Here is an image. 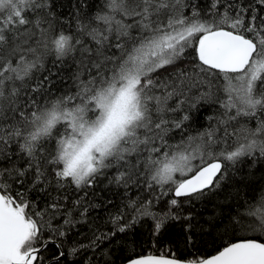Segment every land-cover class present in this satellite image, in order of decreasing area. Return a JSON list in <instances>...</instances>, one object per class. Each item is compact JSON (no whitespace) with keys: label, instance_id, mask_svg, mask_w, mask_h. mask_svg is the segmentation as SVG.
<instances>
[{"label":"snow or ice","instance_id":"obj_1","mask_svg":"<svg viewBox=\"0 0 264 264\" xmlns=\"http://www.w3.org/2000/svg\"><path fill=\"white\" fill-rule=\"evenodd\" d=\"M261 9L264 0H211V19H202L191 0H103L95 12L77 13L72 30L63 27L51 0H0V264H43L40 253L49 245L59 250L53 260L61 264L74 216L82 222L100 207L85 206L87 193H78L100 177L126 190L135 187L147 199L128 197L109 214L111 228L93 230L88 243L75 242L69 255L91 249L93 256H116L137 244L135 228L145 218L153 222V237L177 222L185 245L196 248L199 222L184 213L181 200L215 196L232 180L230 167H264ZM74 54L75 90L54 92L51 73L42 74L47 59L54 56L55 66L66 57L75 60ZM205 104L216 111L204 117L206 126L193 129ZM245 118L255 126L241 123ZM176 134L181 139L170 143ZM235 183L251 188L255 203L240 204L237 192L234 209L222 207L204 221L210 231L201 225V236L223 229L221 239L232 237L213 255L133 252L117 256L120 264H264V188L257 199L258 182ZM14 185L24 191L13 194ZM72 185L74 200L49 191ZM169 194L167 211H151ZM58 217L62 223H54ZM249 231L259 235H237Z\"/></svg>","mask_w":264,"mask_h":264},{"label":"trees","instance_id":"obj_2","mask_svg":"<svg viewBox=\"0 0 264 264\" xmlns=\"http://www.w3.org/2000/svg\"><path fill=\"white\" fill-rule=\"evenodd\" d=\"M54 4V11L57 14L58 18L62 21L63 27L65 29L71 28L75 29V15L77 13H91L97 10V6L100 5L103 0H51ZM211 0H191V3H195L200 6L202 9V19H211L210 16L207 15L208 7L210 6ZM251 0H236L237 4H245L250 3ZM185 13L190 15L191 8H186ZM258 14L260 16H264V9L259 10ZM259 23V21H258ZM189 51H191L189 49ZM75 55V60L70 56L66 57L64 62L56 63L53 66V62L55 57H49L46 61V70L42 71L43 75H49L51 73V79L55 84L56 89H69L72 88L75 90V86L73 85V81L71 79L74 72L77 70V62L79 60V55ZM58 73V75H57ZM38 75H40L38 73ZM218 107V106H217ZM216 109L211 108L208 105H204L201 109L200 113L196 116V121L191 126L193 129H198L201 126H206L207 121L204 117L208 115H213ZM247 122L249 126H255V120H242L241 123ZM181 139L179 134L175 135V138L170 140V143H177ZM13 150H16V145H11ZM14 162H20L18 157L14 160ZM198 161H194L197 163ZM22 163V162H21ZM227 164V162H225ZM236 168L239 171H235L229 168L228 175L232 176V180H225L220 189H217V194L212 196L209 199L204 201H194L193 203H185L181 200L182 207L184 209V213L187 214L188 211H191L193 214V223L197 221V227L195 228L196 232V248H192L190 245H185L183 239L180 235L179 224L175 221L169 222V226L166 227L162 232L153 237L150 234L152 220L149 218H145L142 224H138L135 228L137 232V244L132 245L129 244L127 246V250L123 252H118L116 256L110 257H101L99 252L95 253L93 256V252L91 249H81L76 255H69V249L73 246L75 242H79L82 244H87L88 239L92 236V231L97 228L101 231H107L112 227L110 223H106L109 218V214H115L117 207H121L122 204L127 200L128 197L132 199H136L138 196L143 195L145 199H147V193L139 192L135 187H130L129 189H124L122 187H118L115 184H109L108 180L103 177L98 178L96 184L93 187L85 188L83 191L78 193V196L85 197V193L87 196L83 200V204L87 206L89 203L100 205L99 208H93L89 211L86 217L83 218L81 222V217L77 213L74 216V220L77 221L74 226H68V235L65 240L64 252L65 256L61 258V264H84V261L88 260L89 257H92L91 264H97L98 261L103 259H114L116 260V264H120V260L117 259V256H131L133 252L136 254H168L170 257L175 254L178 258H184L189 253L196 252L200 255H211L214 254L216 248L218 246H223L225 242H227L230 236H224L223 239L220 238L219 232H222L223 229H220L219 232L217 230H211V235H200L201 225L203 226V231L205 233L209 232V225L204 223V221L209 220L212 216H219L221 214V208H224V211H227V207L231 205L233 209L237 204V192H239V203L244 204L245 200H248L251 203H255V200L252 199V190L251 188L245 187L243 183H235L236 181H240L242 178H246V180H251L258 182L256 187V198L258 199L259 191L261 188H264V167L257 165L255 168H252L248 163H242L236 165ZM24 191L21 189L19 185L13 186V194L15 192ZM51 192L52 197H63L64 195H68L71 200L77 198V190L75 186L72 185L66 189L55 191L49 190ZM155 191L158 193L160 188L157 186ZM29 197L31 199H37L36 193L29 192ZM46 194L41 193V198H43ZM173 198L172 194H169L166 197L161 198L159 203L154 202V206L151 208V211L162 213L167 211L166 201ZM65 203H70L69 201H65ZM43 204H40V207H43ZM83 208L80 209L82 211ZM243 211V209H241ZM54 223H62V220L57 218ZM238 236L241 235H259L258 233H253L251 231L237 232ZM107 248V245H104ZM58 251L54 245H49L47 249L43 250L40 255L43 257V264H55L53 260L54 255H58ZM190 258V257H189Z\"/></svg>","mask_w":264,"mask_h":264},{"label":"water","instance_id":"obj_3","mask_svg":"<svg viewBox=\"0 0 264 264\" xmlns=\"http://www.w3.org/2000/svg\"><path fill=\"white\" fill-rule=\"evenodd\" d=\"M146 255H155V254H146ZM211 255H213V254H211ZM158 256V255H157ZM210 256V255H209ZM170 257V256H169Z\"/></svg>","mask_w":264,"mask_h":264}]
</instances>
